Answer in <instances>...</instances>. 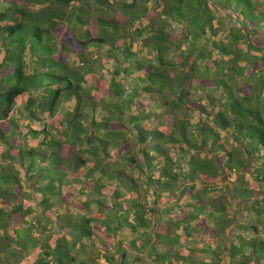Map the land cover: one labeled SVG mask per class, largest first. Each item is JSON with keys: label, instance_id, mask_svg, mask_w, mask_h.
<instances>
[{"label": "trees", "instance_id": "obj_1", "mask_svg": "<svg viewBox=\"0 0 264 264\" xmlns=\"http://www.w3.org/2000/svg\"><path fill=\"white\" fill-rule=\"evenodd\" d=\"M101 257L264 264V0H0V264Z\"/></svg>", "mask_w": 264, "mask_h": 264}, {"label": "rangeland", "instance_id": "obj_2", "mask_svg": "<svg viewBox=\"0 0 264 264\" xmlns=\"http://www.w3.org/2000/svg\"><path fill=\"white\" fill-rule=\"evenodd\" d=\"M99 72L103 73V76L105 75L107 77V75H108L105 68L104 69L101 68L99 70ZM95 116L100 118L101 114L97 113ZM35 126H37V125H35ZM237 179H238L237 174H235V173H233L231 176H229V178L225 181V183H226L225 191L232 190L236 185ZM232 195L235 196V202H232L230 207H231V210H233L236 213V215L239 216L237 223L233 224L231 227V230H230V234L234 235L237 231L236 225L238 224V222H240L243 219L242 214H244V213H243V209H242V201L239 200L238 195H236L235 193H232ZM111 258L115 262V258L114 257H111ZM98 264H108V263L103 259V257H101V258H98Z\"/></svg>", "mask_w": 264, "mask_h": 264}]
</instances>
